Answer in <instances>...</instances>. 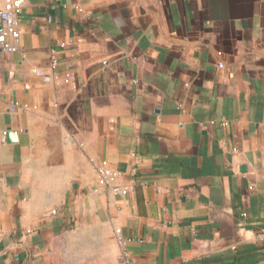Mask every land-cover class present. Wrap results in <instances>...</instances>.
I'll return each mask as SVG.
<instances>
[{"label":"crops","instance_id":"crops-1","mask_svg":"<svg viewBox=\"0 0 264 264\" xmlns=\"http://www.w3.org/2000/svg\"><path fill=\"white\" fill-rule=\"evenodd\" d=\"M18 20L0 264H264V0H25ZM102 160L130 194L94 191Z\"/></svg>","mask_w":264,"mask_h":264},{"label":"built area","instance_id":"built-area-1","mask_svg":"<svg viewBox=\"0 0 264 264\" xmlns=\"http://www.w3.org/2000/svg\"><path fill=\"white\" fill-rule=\"evenodd\" d=\"M25 0H5L4 8L0 10V54L13 53L19 47V13L24 5ZM56 65L55 60L52 67ZM37 73V72H35ZM224 124H226L224 122ZM121 174L111 168L106 160H102L97 168V187L94 191L111 192L116 196H125L130 194L132 186L116 183L120 179ZM56 211H52L55 214ZM264 234V228L262 229ZM118 244L123 245V238L120 229L115 230ZM126 255L120 256L122 264H129L125 260ZM182 264H189L185 261Z\"/></svg>","mask_w":264,"mask_h":264}]
</instances>
